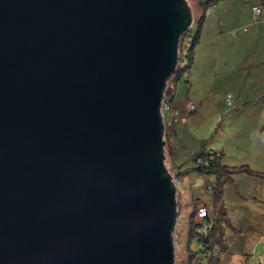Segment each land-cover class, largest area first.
Wrapping results in <instances>:
<instances>
[{"label":"water","instance_id":"water-1","mask_svg":"<svg viewBox=\"0 0 264 264\" xmlns=\"http://www.w3.org/2000/svg\"><path fill=\"white\" fill-rule=\"evenodd\" d=\"M185 0H0V264H174L160 104Z\"/></svg>","mask_w":264,"mask_h":264},{"label":"rangeland","instance_id":"rangeland-1","mask_svg":"<svg viewBox=\"0 0 264 264\" xmlns=\"http://www.w3.org/2000/svg\"><path fill=\"white\" fill-rule=\"evenodd\" d=\"M225 1L226 0H220L215 3L214 6L200 5V7L196 0H190L189 2L191 6V14L192 12L196 14V19H194V15L192 18L193 27L197 28L198 20L200 19L199 16L201 17V15H203V18H201L200 20V24L198 26L199 30L197 31V33L189 30L188 33H186V37L181 45L182 51L186 52L188 45L187 42H190L193 35L196 34V40L192 47L194 52L193 60L195 58L197 59L196 55H198V59H200V67L196 69V81H194L195 83L190 90V97L192 100H194L192 97H196L197 93L198 95H200L208 92L211 95V98L208 99V97H205L207 99V102L202 106L201 110L199 109L200 112L196 110L194 112L187 113L185 110V114H187L186 118H188L187 122L185 120L174 121L172 117V128L169 130V135L172 144L174 145L177 152V156L175 157L176 168L174 172H178L184 167L195 166V163L190 160V156L198 150L197 144H200V141L205 139L208 140L211 136L210 141H207L208 143L206 148L214 149V146H218L217 144L220 145L222 143H227L229 139L233 137L236 138V136L240 133H246V129L251 130V128H253L250 124V111L247 114L242 110H240L239 112L238 110L236 112L232 111V115L225 113V111L223 114L220 112L221 109H224V105H222V103L224 104V102H230L229 104H232L234 102V97L241 91V89L242 91L244 90L242 79H240L241 81L237 79L238 76L236 75V70H234L233 72H231V70L226 75H221V82L216 83L212 89H210V82L206 84L197 83L201 79V81H204L203 78L205 77V75L201 73L203 72L204 67L209 68L210 73L212 74L215 73V71L213 70L217 66V60L215 59V57H211L209 55V52L203 47H198V45L200 44L199 40L202 32V30H200V27L202 25V27H204V29L206 30V37L208 36L211 37L212 40H215L217 31H214L211 21H213L217 13L222 10L221 6H224L223 4H226ZM216 6H218L217 11H214ZM192 7L199 8V12L195 13V8L192 9ZM193 77V70L189 71V73L185 71L179 76L177 87L178 83H180V86L178 87V89L176 88V91L177 93L181 92L182 97L187 96V88H189V84L191 83ZM214 77H216V80L220 81L219 74H216ZM246 88H248V85H245V89ZM172 110L174 109L171 108L170 111L164 112L160 111V114L161 116L165 117V115L167 114L164 115V113H172ZM252 112L256 111L253 110ZM164 117L163 124L165 127L167 126V124L164 123ZM174 127H177V132H174V130H172L175 129ZM262 131H264L263 126H258L256 139L257 137H261V139L264 140V132L262 133ZM245 138L246 139L244 140L240 138L241 145L245 144V140H249L251 142V137ZM163 141L166 142V140L164 139ZM261 151L264 153V150ZM163 152L165 156V165L167 166L168 172L173 175L174 185L176 187L175 210L177 211V213L176 223L172 231L174 264H187L189 254L197 253L196 251H198L200 248L199 242L196 241L197 239L195 237L193 238V236H190V238L188 239V215L192 212L195 203H198L199 205L205 204L209 208H211V206L215 203L212 192H210L212 191V188L209 187L214 184L215 178L213 176L197 175V178H194L196 180H188L185 186H182L181 183V185H178L177 178L169 170V166L171 167V157H168L167 159L165 149L163 150ZM246 152V160L249 161L250 164L249 168L256 169L255 167H258L259 170H264V164H260L261 162L264 163V156H261V158L256 160V156L252 154L253 150L251 148L246 149ZM243 155L244 154L241 153L238 157L240 158ZM238 174L240 173L232 175V183H242L240 184L239 188V191L242 194L247 191V188H249V192L251 191V193L247 192L246 195H244V197L247 198V203H245L242 201V199L238 200L237 196L233 192H228L226 197H224L223 192L222 198L224 201L223 204L225 205L224 208H226V210L229 211L232 217L238 222L230 225L225 224V228L223 229V239L226 245V249L225 251H222L220 253L219 260L214 262L215 264H264V198L259 197V192H261V189H259L257 186L264 184V177H256L246 172H241L242 175L238 177ZM178 177L181 182L182 177H184L183 180L187 179V176L184 175H178ZM243 179L245 181L241 182ZM225 187L227 186H224V188ZM250 188L253 189L251 190ZM232 189L234 190V186H232ZM180 194H182V197L184 196L183 198H181L183 199V206H181L179 203V199L181 197ZM197 208L198 206H196L195 213L192 218L194 222L196 221V219H198ZM211 214L214 218V214L212 212ZM215 221L216 217L213 219V223ZM210 225L211 223H209L208 226ZM194 260L195 256L191 263L194 262ZM208 262L206 261L203 264H212Z\"/></svg>","mask_w":264,"mask_h":264},{"label":"crops","instance_id":"crops-1","mask_svg":"<svg viewBox=\"0 0 264 264\" xmlns=\"http://www.w3.org/2000/svg\"><path fill=\"white\" fill-rule=\"evenodd\" d=\"M196 1L198 2V0ZM225 3L226 4H223L224 6H221L222 10H220L213 21H211L214 31H217L215 40H212L211 37H206V30L204 29V27H202V25L200 27V30H202V32L199 40L200 44L198 45V47H203L209 52V55L211 57H215V59L217 60V66L213 70L215 71V73L212 74L210 73L209 68L204 67L203 72H201L203 75H205V77L203 78L204 81H201V79L197 83L206 84L210 82V89H212L216 83L221 82V75H226L231 70V72H233L234 70L237 71L236 75L238 76L237 79H239V81H241L240 79H242L244 90L242 91L241 89V91L234 97V102L232 104H229L230 102H224V104L222 103V105H224V109H221L220 112L223 114L225 111V113L232 115V111L236 112L238 110L239 112L240 110H242L246 114L250 111V124L253 128H251V130L246 129V133H240L236 136V138L233 137L229 139L227 143H222L220 145L217 144L218 146H214V149L212 150H219L217 152L222 154L221 162L224 165H244L249 168L250 164L249 161L246 160L245 155L247 154L246 149L251 148L253 150L252 154L256 156V160L261 158V156H264V153L261 151L264 150V140H262L261 137H257L256 139L258 126H263L264 128V0H226ZM259 3L261 4V13L258 16H255L252 12L251 7ZM198 5L200 7L199 2ZM217 7L218 6L215 7L214 11H217ZM194 8V12L198 13L199 8ZM194 8L192 7V9ZM193 15L194 19H196V14L192 12V18ZM196 56L197 59L195 58L192 61L194 68L191 64L192 69L190 68L189 70L194 71V77L189 84V88H187V96L182 97L181 92L177 93L176 88L178 89V87L180 86V83H178V87L176 84L174 90V97L170 100L171 108L177 110L179 115L181 114L180 116L185 118L184 120L186 122L188 121V118H186L187 114H185V104L187 101L193 102L196 105V110L200 112L202 106L207 102V99L205 97H208V99L211 98V95L208 92L200 95H198L197 93L196 97H192L194 100H192L190 97V90L195 83L194 81H196V69L200 67V59H198V55ZM189 71L187 72L189 73ZM216 74H219L220 81L216 80V77H214ZM245 85H248V88L245 89ZM253 110H255L256 112H252ZM164 115V123H166L167 125L171 124L172 113H164ZM174 128L175 129L172 130H174V132H177V127ZM263 132L264 131H262V133ZM245 137H251V142L249 140H245V144L241 145L240 138L244 140L246 139ZM199 147L200 144H197L198 149ZM164 149L167 154V159L168 157H171V167L169 166V170L174 174V170L176 168L175 157L177 156V152L174 145L172 144L170 135L167 136L166 142L164 144ZM241 153L244 155L239 158L238 156ZM260 164L264 163L261 162ZM165 167L167 169L166 165ZM255 168L256 169L253 168L252 170L264 173V170H259L258 167ZM240 175L242 174H238V177ZM184 176H187V179L183 180L184 177H182V182L179 180V177H177L178 185L182 184V186H185L188 180H196L194 178H197V175L194 172ZM232 181L233 178L229 179V181L225 183L224 186L227 187H225L223 191L224 197H226L228 192H233L237 196L238 200L242 199L243 202L247 203V198H245L244 195L249 192V188H247V191L242 194L239 191L240 184L242 183L239 182L233 184ZM243 181L245 180L243 179L241 182ZM232 186H234V190L232 189ZM257 186L259 189H261V192H259V197L264 198V184ZM250 189L252 190L253 188ZM249 193H251V191ZM180 195L181 197L179 199V203L181 206H183V199L181 198H183L184 196L182 197V194ZM223 206L225 205L223 204ZM206 208L208 209L209 207L207 206ZM225 214L229 219L230 224L238 222L232 217V215L229 213V211L226 210V208Z\"/></svg>","mask_w":264,"mask_h":264},{"label":"trees","instance_id":"trees-1","mask_svg":"<svg viewBox=\"0 0 264 264\" xmlns=\"http://www.w3.org/2000/svg\"><path fill=\"white\" fill-rule=\"evenodd\" d=\"M218 1L220 0H198L199 4L203 6L206 5L214 6V4L217 3ZM255 5H258L260 7V12L257 15L253 13L255 16H258L261 13V4L259 3ZM201 18H203V15H201L200 19L198 20V26L200 24ZM198 26L195 30H192V32L197 33V31L199 30ZM186 33L182 36V38L179 41V46H178L179 56H178L177 68L167 81L165 94L168 96L169 103L170 100L173 99L174 97V90L177 81L179 79V76L183 72L190 70L194 58V52L192 47L196 40V34L193 35L192 40L190 42H187L188 45L186 52H183L181 49V45L186 37ZM171 128H172L171 124L165 126V130L163 132L164 140L167 139V136L169 135V129ZM210 139L211 136L208 140L210 141ZM208 140L205 139L200 141L199 149L190 156L191 158L190 160L195 163V166L184 167L182 170H179L178 172L174 173L176 178L178 177V175H187L193 172L196 175H207V176H213L215 178L214 184L211 185L212 187L209 186L210 188H212L211 192L215 200V203L211 206V208H208L207 210L211 218L207 215L206 217L200 220L199 224H195L192 218L194 216L196 206H199L198 203H195L192 212L188 215V229H189L188 239L190 238V236H193V238L195 237L197 239L196 241L199 242L200 248L198 251H196L198 254L197 253L189 254L187 264H201V263L203 264L206 261L207 262L209 261L208 263L215 264L214 261L219 260L220 253L222 251H225L226 245L223 239V229L225 228V224L230 225V222L225 214L222 195H223L224 185L227 181H229V179L232 178V175L236 173L246 172L256 177H264V173L254 171L244 165L243 166L224 165L221 162L222 160L221 153L214 151L211 148H206ZM221 201H222V205H221ZM211 212L214 214V218L216 217V221L214 223H213L214 218L212 217ZM209 223H211L210 228H207ZM194 256H195V260L194 262L191 263V261H193Z\"/></svg>","mask_w":264,"mask_h":264},{"label":"built area","instance_id":"built-area-1","mask_svg":"<svg viewBox=\"0 0 264 264\" xmlns=\"http://www.w3.org/2000/svg\"><path fill=\"white\" fill-rule=\"evenodd\" d=\"M187 3L190 2V0H185ZM252 11L255 15H257L259 12H260V7L258 5H254L252 7ZM196 28L193 27L192 25L190 26L189 30H195ZM179 55V53H178ZM166 90V89H165ZM185 109H186V112L187 113H191V112H194L196 110V105L191 102V101H187L186 104H185ZM171 110V106H170V103H169V100H168V96L165 94V91L163 93V96H162V99H161V104H160V111L161 112H164V111H170ZM172 117H173V120L174 121H183L185 118L180 116L178 111L177 110H172ZM162 119H163V116H162ZM164 125V124H163ZM165 128V127H164ZM171 175V173H170ZM171 181L174 183V177L173 175H171ZM211 192V191H210ZM208 209L206 208L205 205H199L198 208H197V212H198V216L195 221V224H199L200 220L204 217H206L207 215L210 217L208 211ZM211 218V217H210ZM207 228H210V226H207ZM199 232V231H198Z\"/></svg>","mask_w":264,"mask_h":264},{"label":"clouds","instance_id":"clouds-1","mask_svg":"<svg viewBox=\"0 0 264 264\" xmlns=\"http://www.w3.org/2000/svg\"><path fill=\"white\" fill-rule=\"evenodd\" d=\"M179 50V49H178ZM179 56V55H178Z\"/></svg>","mask_w":264,"mask_h":264}]
</instances>
